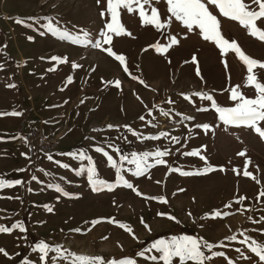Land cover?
<instances>
[{"label": "rangeland", "instance_id": "1", "mask_svg": "<svg viewBox=\"0 0 264 264\" xmlns=\"http://www.w3.org/2000/svg\"><path fill=\"white\" fill-rule=\"evenodd\" d=\"M245 2L250 4L251 0ZM151 6L158 9L162 21L168 22L167 28L142 25L138 12L120 10V22L131 35H113L111 47L126 57L125 72L124 65L105 51L60 40L43 27L50 17L61 30L73 34L86 30L94 42L110 19L105 11L106 0L99 4L97 0H0V113H21L0 116V176L23 181L0 190V225L10 227L22 222L26 229L23 233L19 229L0 233V249L8 253H0V264H70L73 253L107 259L127 256L137 264H163L155 250L145 256L138 253L156 239L174 235L202 238L216 245L213 251L225 253L206 264H228L229 259L233 264H264L251 253L248 244L242 243L246 237L264 242V196L260 195L264 192V139L253 129L224 125L212 101L194 95L206 93L218 106L232 107L228 89L239 85L247 98H255V89L246 85V66L235 53L222 56L198 29L188 32L168 13L166 0H153ZM209 10L219 19L226 38L234 39L249 57L264 62V42L251 37L238 22L222 17L214 5H209ZM101 11H105L104 17ZM146 11L150 13L148 6ZM18 19L24 23L18 24ZM257 23L264 29V22ZM169 36H175L179 44L166 53L150 47L157 43L166 46ZM193 55L198 60L199 76ZM222 60L227 61V71ZM255 71L264 83V69ZM200 108L207 111H198ZM23 123L67 127L51 161L48 156L33 159L28 145L19 143ZM197 124H208L209 129L197 128ZM260 126L264 129V122ZM150 136L160 138L143 139ZM172 137H178L179 143ZM97 147L112 155L118 165L120 156L130 158L132 152L167 149L170 154L163 158L165 165H157L143 177L124 171L133 166L123 163L122 175L141 196L123 186L111 192H93L86 173L76 174L81 166H88V161L66 154L84 152L95 163L98 177L115 183V169L109 167L102 153L96 152ZM194 150L206 157L207 164L200 156L183 154ZM241 151L246 155L239 156ZM249 160L247 170L252 176L246 177L243 171ZM149 162H153L151 158ZM207 165L216 170L188 177L169 172L170 168L195 172ZM33 176L37 179L32 180ZM56 184L69 196L49 187ZM161 196L168 203L145 199ZM229 204L231 207H225ZM217 210L228 215L213 219ZM169 215L176 219H168ZM113 217L130 226L132 233L107 222ZM101 218L102 222L93 227L92 222ZM232 236L236 239H229ZM41 241L54 249L61 248L67 259L57 257L53 251L40 260L41 254L33 248ZM241 253L250 260L240 259Z\"/></svg>", "mask_w": 264, "mask_h": 264}, {"label": "snow or ice", "instance_id": "2", "mask_svg": "<svg viewBox=\"0 0 264 264\" xmlns=\"http://www.w3.org/2000/svg\"><path fill=\"white\" fill-rule=\"evenodd\" d=\"M156 3H159V0H155ZM100 3V0H97V4ZM167 11L171 14V17H174L176 21H179L188 32H192L193 29H198L200 35L205 41H210L215 44V46L220 50L221 55H227L229 52L235 53L239 61L246 66L247 76H246V85L253 87L255 89L256 95L255 98H247L240 90V86H234L228 91L230 92V100L234 102L232 107H221L213 100L211 95L206 93L200 94L195 93L194 95H200L201 99L212 101V107L215 109V112L218 114L219 120L226 126H244L246 128L253 129L255 133L264 139V129L261 128V122H264V83L260 82L258 79L255 69H264V62L258 61L255 58L249 57L238 45V43L233 39L229 40L226 38L221 31V24L216 15H214L209 10V5H214L219 14L222 17L228 18L232 21L238 22L243 28L247 30V33L261 42H264V29L258 26V21L264 22V0H251V3H246L245 0H166ZM153 0H106V12L110 19L105 23L104 28L99 32V39H96L94 42L90 38V33L86 30L81 29L80 34H73L67 29L61 30L56 27L52 19H48V23L43 25L49 33H52L54 36L58 37L60 40H69L73 44L91 46L94 49H100L105 51L109 56L114 57L121 65H124V71L127 72L126 66V57L122 54H117L113 51L111 45L113 41V35H131L130 32H127L125 27L120 22V10L125 9L129 13L138 12L142 25H153L157 30H162L168 27L167 21H162L160 18L159 11L156 7H152ZM255 5V7H253ZM146 6L150 8L149 11H146ZM105 11H101V17L105 16ZM36 19V18H30ZM18 24L24 23L23 20H17ZM31 39V37H30ZM179 44V40L175 36H169L168 44L161 45L156 44L154 46L155 50L158 53L164 54L170 48ZM105 45L109 47L105 48ZM52 60H59L60 63H65L66 61L58 57H52ZM170 63V61H169ZM192 63L197 65L196 74L200 75V69L198 65V60L195 55L192 57ZM224 67L227 71L228 64L227 61L222 60ZM2 67V66H0ZM73 67H79V65H73ZM54 70V69H50ZM71 82V78H69ZM144 83L143 81H140ZM110 83V82H109ZM116 86L119 87V81L116 82ZM9 87H15L14 84H10ZM187 98V97H186ZM198 111H207V109L200 108ZM11 115L19 116L21 113L13 111L10 113H0V116ZM164 115H168L164 113ZM191 118V117H187ZM141 120L144 119L143 116L140 117ZM111 127V125H109ZM197 128L203 127L206 131L209 129L208 124L196 125ZM129 131H132L129 128ZM133 135H136L132 131ZM161 136H166V133H161ZM160 137L150 136L143 137V139L157 140ZM172 140L176 143H179L178 137H172ZM96 152L102 153L107 158V163L109 167L115 169L116 182L109 183L104 179L98 177V172L95 163L91 157L85 155L84 152L80 153H68L66 155H71L73 158L79 159L80 161L87 160L88 166H81L77 171V175L86 173L87 181L90 185V188L93 192H101L107 190L109 192L114 191L117 187L123 186L127 189L132 190L137 196H141L142 193L134 187V185L125 179L122 175V165L126 162L128 165H132V169H123L124 171H131L135 177H143L149 173V170L156 167L157 165H165L166 161L163 159L167 157L170 153L166 150H156L155 152H143L136 153L132 152L130 158L127 155L120 156V165L117 164V161L114 160L112 155H109L103 148L97 147ZM119 152V149H116ZM185 156H200L201 160H204L207 164L206 157L200 155L199 151H189L183 153ZM25 155V154H22ZM239 156L243 157L246 155L244 151L238 153ZM50 161L53 159L51 155L47 157ZM150 158L152 163L149 162ZM56 163H59L58 161ZM250 163L246 161L245 169L243 175L246 177H251L252 174L247 170V164ZM60 167L68 168V164H60ZM216 169L211 165H207L205 168L192 171H181L177 168H170L169 172H179L180 175L188 176H199L205 175L209 172H213ZM224 169L221 168L220 171ZM20 171H23L21 169ZM40 171H44L40 169ZM238 175L240 174L237 169H233ZM46 175L48 173H45ZM150 179L151 177L148 176ZM35 176L32 177V180H36ZM253 179H255L253 177ZM259 182V181H257ZM23 181L21 180H7L3 176H0V190L5 188H13L17 185H21ZM157 183H160L157 181ZM49 187H54L55 191L62 193L64 196H69V193L66 192L60 185H49ZM32 191L31 189H28ZM180 191H183L181 189ZM261 196H264V192L260 193ZM11 199V197H9ZM145 199H158L160 203H168L167 199L163 196L161 197H145ZM245 199L241 197L240 200ZM47 211L52 212V208L45 206ZM225 207H231V205H225ZM158 215H164L163 213H158ZM222 215H228V213H221L219 210L215 211L212 214V218L221 217ZM170 220H175L174 216L169 215L167 217ZM104 218L93 221V227L102 222ZM261 219H264L262 217ZM108 223L117 224L121 229H124L128 233H132V228L124 223L118 222L115 218H108ZM144 224L145 228H148V225L141 219L140 221ZM256 221H254L255 223ZM13 229H19L20 232H25L26 229L22 222H16L9 226L0 225V233H11ZM78 231V229H77ZM107 239V237H104ZM229 239L235 240L236 237L232 236ZM250 241V242H249ZM242 243L248 244V247L251 253H254L260 262H264V242H258L252 240L250 237H246ZM216 245H213L202 238L189 235H174L170 238H161L156 239L151 243L149 248H146L144 251L138 253L140 256H145L146 252H152L155 250L159 254L158 259L163 262V264H174L175 260H178V264H206V262L211 261L214 257H224L225 253L222 251H213V248ZM34 252H39L40 260H44L50 252H55L56 256L59 258L67 259L64 251L61 248H52L48 243L41 241L37 246L33 248ZM237 252H240V249H236ZM206 252L208 254H206ZM0 253H3L5 256L8 253L0 249ZM72 259L70 264H137L136 260L125 257L123 259H107L100 255H76L71 254ZM152 260H156L157 256L149 257ZM240 259L250 260V257L244 256L241 253ZM228 264H233L231 259L228 260Z\"/></svg>", "mask_w": 264, "mask_h": 264}, {"label": "built area", "instance_id": "3", "mask_svg": "<svg viewBox=\"0 0 264 264\" xmlns=\"http://www.w3.org/2000/svg\"><path fill=\"white\" fill-rule=\"evenodd\" d=\"M66 128L65 125L56 129L53 125L45 126L44 123H23L18 132L19 143L28 145V153L33 159L51 155L59 149Z\"/></svg>", "mask_w": 264, "mask_h": 264}, {"label": "trees", "instance_id": "4", "mask_svg": "<svg viewBox=\"0 0 264 264\" xmlns=\"http://www.w3.org/2000/svg\"><path fill=\"white\" fill-rule=\"evenodd\" d=\"M60 146H61V145H60ZM59 149H60V147H59ZM59 149H58V150H59ZM58 150H57L56 152H58ZM54 153H55V152H54ZM54 153H53V154H54ZM51 155H52V154H51ZM47 156H48V155H47Z\"/></svg>", "mask_w": 264, "mask_h": 264}]
</instances>
